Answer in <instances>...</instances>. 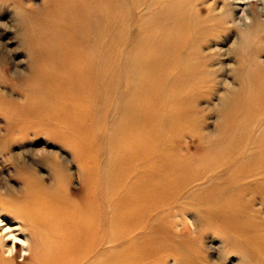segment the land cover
<instances>
[{
  "label": "bare ground",
  "instance_id": "bare-ground-1",
  "mask_svg": "<svg viewBox=\"0 0 264 264\" xmlns=\"http://www.w3.org/2000/svg\"><path fill=\"white\" fill-rule=\"evenodd\" d=\"M142 1L143 4H138V9L142 13L140 16L142 19L140 18L138 23L142 22V27L141 24L138 25L143 29H140V34L142 31L145 40L157 35L168 39L169 34L166 36L162 34L163 28L168 29L176 24L187 26L186 24L193 21L194 14L198 13L194 0ZM53 2V15L50 19H44L43 22L40 20L41 26L36 24L37 29L33 30L34 33L29 38L34 42L30 49L31 69L33 71L39 69V73L36 77L38 83L30 94H26L25 100L28 102H25L22 109L24 118H27V126L46 131L47 121L53 127L55 123L58 124L59 127L54 129L65 144L74 148L79 164L78 177L82 182H86L89 170L96 163L94 158L91 161V155L94 154L91 146L82 143L94 135L97 109L104 103L103 99L106 96L110 97L112 89L118 91L116 83L120 84L121 80L129 83L128 86L125 85L130 89V93H126V96L130 99L141 98L139 117L141 119V116L143 118L149 115L150 120L144 123L137 121L138 124L133 123L132 120L125 123L126 115L119 126L116 124L119 129L114 127L116 130H125L124 141L129 146H125L124 155L118 156L119 164L116 159L113 163L112 158L110 166L105 171L103 185L107 196L102 209L96 205L97 201L95 202L96 199L94 200L93 197L81 201L77 200L78 198H70L64 192L66 189L63 191L65 194L56 191L65 176V170L58 156L53 155L51 160L52 168L50 167L48 176L53 179L52 183L47 181L46 184L41 175H37L33 170L27 171V173H34L43 187H37L31 192L21 190L15 194L13 200L0 197V264H188L189 261L194 262L193 264L197 261L200 264H208L210 258L206 263L207 257L197 248L200 243L198 238L188 237L189 239L186 238L188 243H183L178 225H183L185 220H188L191 225H195L193 224L195 220L201 221L204 228L214 229L215 233L222 231L225 238L229 240L225 247L227 252L237 246L241 248L246 246L247 249L246 247V250L242 249L240 255L243 253L247 258H251L254 255L251 251L252 247L254 248V240L251 239L252 228L243 219L246 213H242L241 207L237 209V200L232 203L233 200L228 199L231 202H228L230 205H235L233 207L225 208L223 204L224 199L229 197L226 192L232 188H238V192L243 196L259 194L260 198H264V135L254 137L249 147H245V144H249L250 136L246 139L247 136L242 135L240 142L227 143L225 158L220 160L221 163L211 164L212 166L205 168H181L177 162L169 158L164 160L157 155V150L147 153L144 135L150 133V121L158 118V114L153 115V112L149 111L150 106L145 104V100L149 97L148 90L151 83L145 80L141 90L139 87L135 88L132 81L127 80L128 76L121 75V71L124 72V59L119 56L120 53L112 44V31H115L113 30L114 10L109 11V3H105V0L101 2L99 0H54ZM141 2L139 0L138 3ZM201 3L206 1L202 0ZM247 4L248 0L223 1V5L227 6L228 10L241 8L240 14H236L233 22L240 25L243 30L241 40L251 42L253 31H250L252 28H250ZM32 26L34 27V24ZM178 47H176L177 51H180L177 52L178 57L167 60L164 54H161L157 57L159 60L162 56L159 64L166 61L168 64H173V67L177 66L174 62L182 57V49ZM190 55L186 56L189 58ZM188 58L187 61H189ZM134 60L126 57L125 68L130 65L129 63H135ZM153 60L156 61V58ZM153 60L143 56L136 63L142 65L144 72L155 73L156 70L150 68ZM257 61L264 63L263 55H258ZM178 64L183 66H180L183 73L189 76V72L193 69L192 65L189 71L190 64L185 66L181 61ZM122 93L115 92L113 95L117 94L120 99ZM49 101L53 102L51 109H47ZM129 105L130 103L124 107L120 106L125 109ZM8 110L11 111V107ZM163 115L165 118L164 113L161 114ZM107 139L113 141L112 134ZM131 143L132 146H130ZM108 154L110 155L107 153V156ZM108 159L110 160L109 156ZM232 165L233 168L230 167ZM114 166L115 168L118 166L117 169ZM229 167L230 170H228ZM117 170L118 174H116ZM0 185L5 191H14L13 186L7 182V177L0 178ZM24 185L27 186L26 183ZM199 186L200 188L210 186V188L201 192L200 195L194 194L196 197L193 199H187L189 188ZM216 186L221 188L214 189ZM231 194L233 193H230V196ZM182 201L187 204V207L193 205L195 212L187 213L185 210L183 211L185 217L178 218L180 215L178 206ZM163 217L167 220L162 223ZM248 222L250 223L249 220ZM199 226H195L196 229ZM187 232L190 231L187 229ZM220 237L221 235L217 238ZM17 244L19 249L16 248ZM182 244L184 245L181 248ZM226 251L223 253L226 254ZM259 253L257 252L256 255ZM243 254L242 257L238 256L241 257L239 258L241 263ZM226 256L229 258L228 253ZM224 257L225 255L222 258ZM259 263L264 264V260Z\"/></svg>",
  "mask_w": 264,
  "mask_h": 264
},
{
  "label": "rangeland",
  "instance_id": "rangeland-1",
  "mask_svg": "<svg viewBox=\"0 0 264 264\" xmlns=\"http://www.w3.org/2000/svg\"><path fill=\"white\" fill-rule=\"evenodd\" d=\"M53 1L0 0V109L3 108L0 110V178L6 179L7 177V182L14 188V191H5L0 185V197L9 200L12 198L13 200L15 194L21 190L31 192L37 187H43L34 173L41 175L46 184L47 181L52 183L53 179L49 178L48 174L52 168V157L56 155L65 170L63 181L56 191L61 194L66 193L70 198H78L77 200L81 201L93 197L94 200L96 199L95 202L97 201L96 205H99V208L102 209L107 196L103 185L104 176H106L105 171L110 166L111 159L113 158L114 163L118 156L125 154L123 152L125 146H129L124 141L126 138L125 130H116L119 129L117 125L119 126L125 120L126 115L125 123L130 120L133 123L137 121L144 123L150 120V116L147 115L143 117L144 119L141 116L140 119L139 103L142 99L139 97L130 99L126 96V93H130V89L127 88L128 82L124 83V80H121L120 84L116 83L118 91L112 89L110 97L105 95L104 103L97 109V125L94 129V135L82 143L91 146L93 155H95H91V161L94 158V163H96L89 170L86 182H82L78 177L79 164L76 160L77 154L74 148L65 144L54 129V127H59L58 124L55 123L56 125L54 124L53 127L47 121L46 131H39L27 126V118H24L22 109L28 102L25 100L26 94H30L35 84L38 83L36 77L39 73V69L37 71L31 69L30 49L34 42L29 38L33 35V30L37 29V25L40 27L43 21L47 18L50 19L53 15ZM101 1L99 0V2ZM205 1L206 3H201L202 0H194L195 6L198 7V13L194 14L193 21L191 19L192 24H186L187 26L176 24L168 27V29L163 28L162 34L163 36L169 34L168 39L157 35L145 40L142 31L140 34L142 22L138 23V20L142 19L138 4H143L144 1L138 3L139 0H105V3H109V11L114 10L113 30L115 31H112V44L120 53L119 56L124 59V72L121 71V75L128 76L127 80L132 81L134 87H139L141 90L145 80H149L148 82L151 83L148 90L149 97L144 100L145 104L150 106L149 111L153 112V115L158 114V118L150 121V133L144 135L146 140L144 143H146V149L148 148L147 153L157 150V155L164 158V160L169 158L177 162L179 167L186 169L219 165L220 160L225 158L224 153L227 150V143L240 142L242 135L247 136L246 139L250 136V139L248 138L249 144H245V147H249L254 137L264 135V63L257 61L258 55L264 57V0H248L247 12H249L250 17V28H252L250 31H253L251 34L253 39L251 42L248 40L249 44H247L248 41L241 40L243 30L240 25L238 26L233 22L235 16L240 14L241 8L236 10L230 8L228 10L227 6L223 5V1L227 0ZM231 10H233L232 13ZM103 11L107 13L105 9ZM21 22L23 23L21 24ZM138 24H141V27ZM25 28L26 32H24ZM177 46H179L178 49H182V57L180 56L181 58L174 62L177 65H174V67L180 68L182 64H178L180 61L185 66L190 64L188 66L189 71L191 68L193 69L192 72H189V76L186 73L184 74L181 68V70H175L173 64H168L166 61L160 65L159 61L162 56L157 60V57L161 54H164V58L167 60L178 57L177 52L180 51H177ZM187 54H191L190 57L192 58H188ZM143 56L152 60L156 58V61L153 60L150 63V68L155 69V73L144 72L142 65L136 63ZM124 57L135 59V63H129L130 65L125 68L127 63ZM195 60L197 61L195 62ZM192 61L196 64L194 65ZM131 66H133L132 69ZM127 72L129 73L127 74ZM256 75L257 79H255ZM153 86L155 87L153 88ZM115 92H123L124 94L122 93L119 99L117 94L113 95ZM224 102L230 103L225 106ZM127 103H130L129 107L122 109V106L124 107ZM134 104L137 106L134 107ZM52 105L53 102H47V109H51ZM5 107L7 108L5 109ZM10 107L13 111L8 110ZM9 112H12L13 115ZM124 113L126 114L124 115ZM163 113L167 119L164 118V115L161 116ZM13 116L16 121H14ZM138 122L135 124H138ZM147 126L149 125L147 124ZM109 133L112 134L113 141L107 139ZM130 146H132V143ZM107 153H110V155L108 154L110 160ZM117 163L119 164V160H117ZM117 167L114 166L115 169ZM230 167L233 168V165ZM230 167L228 170H230ZM31 170L34 173H27ZM116 174H118V170ZM34 180L37 181L34 182ZM25 183L28 187L24 185ZM218 186L214 189L219 190L221 187ZM29 187L30 189H28ZM193 188H189L187 191V199L195 198L197 194L200 195L201 192L208 190L210 186L207 188L205 186ZM226 193L231 198L224 199L223 205L225 208L235 206L230 205V203H235L234 201L237 200V209L239 210L241 207L242 213H246V215L242 214L243 219L252 228L251 239L254 240V248L252 247L253 250H251L254 252V255L251 256L252 259L247 258L243 253L240 255L242 249L246 247L245 242V247L237 246L239 250L234 247L232 251L227 252L225 247L229 240L227 237L225 238L222 231L215 233L214 229L204 228L202 222L198 220H195L196 223L194 221L193 224L195 225H191L188 220H185L183 225H178L183 243H188V237L191 239L198 238L200 243L197 248L207 257H205L207 259L206 263L209 262L208 258H210L208 264H257L264 260V198H260L261 195L259 194L243 196L238 192V188H232ZM230 193L233 194L230 196ZM194 194L196 195L194 196ZM228 199L233 201L230 202ZM99 201L100 203H98ZM180 205L178 206L180 211L178 218L180 216L185 217L183 214L185 210L187 213L195 212L193 211V205L187 207V204L183 201ZM198 219L201 220L200 217ZM166 220L163 217L161 222H166ZM195 226H199V228L196 229ZM187 229L190 231L189 233ZM197 232L199 233L197 234ZM220 235L221 237L217 238ZM165 238L168 239L169 237ZM218 239L221 241L219 242ZM183 245H181V248ZM16 248L19 249V244ZM225 251L228 253L229 258L226 256L227 253L224 254ZM257 252H260L258 254L260 256L256 255ZM242 254L244 257L241 263L239 258L242 257ZM224 255L225 257L222 258ZM245 261L247 262L245 263ZM193 263L188 262V264ZM198 263L197 261L195 264Z\"/></svg>",
  "mask_w": 264,
  "mask_h": 264
}]
</instances>
